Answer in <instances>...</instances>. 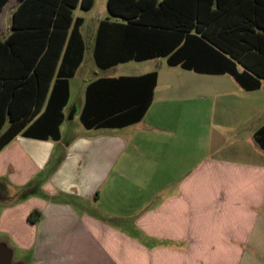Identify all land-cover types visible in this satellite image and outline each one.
<instances>
[{"label": "crops", "instance_id": "crops-1", "mask_svg": "<svg viewBox=\"0 0 264 264\" xmlns=\"http://www.w3.org/2000/svg\"><path fill=\"white\" fill-rule=\"evenodd\" d=\"M16 7L11 0L0 16V41L12 34ZM78 8L73 18L83 23L78 33L71 28L57 70L69 82L63 123L57 133L29 124L0 152L6 196L0 229L11 234L21 262L264 264V80L248 90L230 74L187 70L167 57L117 63L113 42L127 34L114 26L124 22L109 10L92 47L100 70L161 59L166 64L128 75L86 76L85 19L75 16ZM88 34L93 40L94 32ZM152 73V101L140 121L83 125L91 84ZM80 74L81 97L74 100ZM110 106L107 100L91 116L117 119ZM78 121L83 129L69 133ZM35 212L40 216L32 223Z\"/></svg>", "mask_w": 264, "mask_h": 264}, {"label": "trees", "instance_id": "trees-1", "mask_svg": "<svg viewBox=\"0 0 264 264\" xmlns=\"http://www.w3.org/2000/svg\"><path fill=\"white\" fill-rule=\"evenodd\" d=\"M9 2L0 0V16ZM16 2L12 34L0 41V152L29 124L43 133L58 132L69 82L57 70L71 28L78 33L83 23L74 21L73 12L77 7L91 10L95 0ZM107 5L124 22L114 26L127 34L113 42L117 63L167 57L170 65L187 70L230 74L248 90L258 89L264 80V0H108ZM156 76L91 84L83 125L106 128L140 121L151 104ZM107 100V109L119 117L96 121L91 115ZM39 216L35 212L29 220L35 223Z\"/></svg>", "mask_w": 264, "mask_h": 264}, {"label": "rangeland", "instance_id": "rangeland-1", "mask_svg": "<svg viewBox=\"0 0 264 264\" xmlns=\"http://www.w3.org/2000/svg\"><path fill=\"white\" fill-rule=\"evenodd\" d=\"M107 1L108 0H96L95 2V6L93 7V9L91 11H83L80 8H78L77 10H75V16H81L85 19V26L83 28V35L84 37L86 36V44H87V51H86V57H85V61H84V65H83V69L82 71H84V73L86 74V76L90 75V76H95V73L101 75H110V76H118V75H128V74H133V73H139L141 71H144L147 67H153V68H157L158 65H160V63L162 64H166V60L165 59H161V61L157 62V63H137V62H130V63H126V64H120L117 67L113 68L112 70H110L108 73H105L104 71L100 70L93 59V53H92V47L94 44V38H95V34L98 28V22L101 19H105L109 13H108V9H107ZM13 2V1H12ZM9 7L4 15V17H2L1 22H6L7 21V17L9 14ZM94 32V37L93 40H91V36L93 34H88L89 32L91 33ZM1 37V36H0ZM105 73V74H104ZM82 74H80L76 80L73 83V99L74 100H78L81 97V88L83 86V77L81 76ZM78 124V125H77ZM70 126V132L69 133H78V131L80 129H83V125L80 121H78L76 124L72 123ZM8 127V124L5 126L4 130L2 132H4L6 130V128ZM67 133V134H69ZM3 187L0 186V194H5V191H3ZM20 195V194H19ZM6 197V196H5ZM18 198H23L24 196H17ZM0 209H2V204L0 203ZM0 242H4L7 244V246L9 248H11L14 252V257H13V261L15 263L17 262H21L22 260H20V252L18 250H15L14 244L11 241V234L8 233L7 231L1 230L0 229Z\"/></svg>", "mask_w": 264, "mask_h": 264}, {"label": "water", "instance_id": "water-1", "mask_svg": "<svg viewBox=\"0 0 264 264\" xmlns=\"http://www.w3.org/2000/svg\"><path fill=\"white\" fill-rule=\"evenodd\" d=\"M0 186L3 187V184L0 183ZM3 195L2 193L0 194V203L3 202ZM14 257V252L11 248L7 246L6 243L0 242V264H24L23 262H17L15 263L13 261Z\"/></svg>", "mask_w": 264, "mask_h": 264}]
</instances>
